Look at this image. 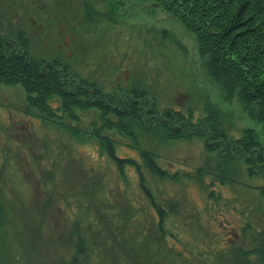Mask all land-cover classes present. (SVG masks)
<instances>
[{"label":"rangeland","instance_id":"rangeland-1","mask_svg":"<svg viewBox=\"0 0 264 264\" xmlns=\"http://www.w3.org/2000/svg\"><path fill=\"white\" fill-rule=\"evenodd\" d=\"M59 3L62 11L57 10ZM6 12L0 7L1 22L7 19ZM56 12H59V20L55 19L54 49L62 51L64 60L81 75L95 78L106 90L118 81L123 87H130L128 81H132L136 87L147 88L156 96L160 110L172 107L186 115L192 114L193 121L205 115L204 107L209 101L218 111L229 138L239 137L244 127L251 126L264 140L262 124L249 117L237 97L231 101L225 99L219 88L208 80L193 33L155 1L54 0L53 14ZM15 24L13 21L11 30L18 25ZM30 26L28 23L27 28ZM26 34L40 51L52 53V48L41 47L29 34V29ZM118 95H121L118 101L110 103L114 112L106 114L112 119L118 116L119 127H107L113 120L108 123L104 113L95 107L76 109L79 119L66 117V120L82 131L84 135L79 136L64 124L43 122L38 113L28 107L22 86L0 84V254L5 245L16 261L13 264H67L60 249L53 251L58 235H67V230L73 228L68 220L76 215L93 218L92 224L90 219L83 220V227L98 230L102 215L93 203L101 206L103 199L113 201L116 211L122 210L125 197L133 207L140 209V216H143V208L142 221L140 218L130 220L139 227L137 236L150 232L152 238H156L155 223L159 215L140 188L138 174L128 168L126 177L121 176L98 139L86 135L91 134L90 129L110 134L120 155L138 158V151L123 135L131 130L139 134L141 143L146 140L150 149L159 153L161 165L180 175L189 174L182 176L177 184L160 183L157 189L153 177H148L157 199L166 206L169 198L165 196L177 192L187 220L193 219V225H188L182 213L168 216L166 241L174 252H182V256L171 255V258H175L177 264H235L229 256L240 244L244 248L252 247L249 243L253 235L258 238L256 234L264 229V208L254 209L258 203L254 200L258 192L256 185H264V175L259 171L263 173L264 168L260 169V163L257 167L249 166L244 158L236 156L238 153L230 154L235 147L233 140L225 139V143L229 142L227 146L219 144L221 147L216 150L207 151V139L197 135L191 139L164 137V125L158 120L153 122L145 111L144 102L138 103L137 112L124 114L119 100L124 101L126 93ZM57 104L53 102L54 106ZM149 123L153 126L147 128ZM165 123L183 124L182 121ZM121 128L124 129L121 131ZM235 149L240 150L238 146ZM222 161L230 162L229 170L237 181L215 188L224 195L216 205L206 197L195 176L201 167L216 166L219 162L222 165ZM248 167L250 172L258 174H249ZM212 177L204 176L208 182ZM85 180L92 185H83ZM49 195L53 197L51 203ZM234 197H237L236 202L231 200L230 205L226 204ZM262 201L264 203V198ZM44 212H48L49 217L44 218ZM247 219L256 228L253 234L244 227ZM169 232H173V236ZM48 237L53 239L50 248L44 244ZM2 258L0 255V264H5Z\"/></svg>","mask_w":264,"mask_h":264},{"label":"trees","instance_id":"trees-1","mask_svg":"<svg viewBox=\"0 0 264 264\" xmlns=\"http://www.w3.org/2000/svg\"><path fill=\"white\" fill-rule=\"evenodd\" d=\"M153 1L193 33L199 54L203 58L208 80L219 88L225 99L231 101L234 96L237 97L249 117L262 124L264 133V0ZM58 16L59 14L56 13L53 15L54 27L57 24L55 19L59 20ZM12 22L13 19L6 22L0 20V84L22 86L26 93L28 107L35 110L43 122L54 121L64 124L81 136L84 135L81 134L82 131L74 128L66 117L70 120H77L79 115L76 109L86 110L95 107L104 113L108 123L113 120L114 123H109L107 127H119L120 124L117 123L119 117L112 119L106 112L113 111L114 108L110 103L118 101V97L121 96L118 93L124 92L126 93L125 100H119L123 108L122 113L132 115L139 109L138 103L144 102L145 111L152 116L153 122L158 120L164 125V132H162L164 137L191 139L197 135L207 139L205 141L207 151L216 150L219 144L227 146L233 140L235 147L230 154L238 153L236 156L244 158L249 166L257 167L260 163V169L264 168V140L256 128L244 127L239 137L229 138L230 135L218 111L209 101L204 107L205 115L193 121L192 114L186 115L172 107H164L160 110L156 96L151 94L147 88L136 87L132 81H128L130 87L127 85L123 87L118 81L106 90L105 85L95 78L81 75L69 61L64 60L61 56L62 51L54 49L55 31L52 41L48 44L38 42L41 43V47L48 50L52 48V53L49 55L36 48L30 41V36L25 32L19 33L17 28L11 30ZM4 29L6 32H3ZM54 101L58 102L56 106L53 105ZM161 117L164 120L160 119ZM166 121H182L183 124L173 126L166 124ZM150 126L153 125L151 123L146 125L147 128ZM123 129L121 128V131ZM83 132L87 131L83 129ZM89 133L91 134L86 135H93L102 144V150L106 151L107 158L116 164L121 176L126 177L128 168L134 169L138 174L140 188L159 215V220L155 223L156 238H152L150 232L140 237L137 236L139 227L130 220L145 218L143 208L141 212L143 216H140V209L133 207L132 202L129 203L125 197L122 199L124 202L122 210L116 211L113 201L103 199L101 206L95 201L93 203L95 210L102 215L99 229L94 231L92 227H83V220L90 219L91 224L95 220L76 215L72 218L73 220H68L73 228L69 229L70 231L67 230V235L65 233L62 236L58 235L53 251L57 252L60 249L63 254L61 256L67 264H177L175 258L171 257L182 252L181 250L174 252L168 245L165 238V222L168 216L169 218L171 215L176 216L178 212L182 213L183 220L188 225H193V219L187 220L188 217L184 213V207H181L177 192H169L165 196L169 198L166 199L168 201L166 206L157 199L156 193L149 185L148 177L149 175L153 177V184L157 189L160 183L163 185L177 184L182 181V176H189V174L184 172L180 175L179 172H171L161 165L162 158L159 153L152 151L146 140L144 144L141 143L139 134H133L131 130H127L123 135L128 138L131 147L138 151V158L120 155L110 134H101L96 129H90ZM225 139H229V142L225 143ZM237 146L241 151L235 149ZM222 163V165L219 162L216 166L201 167L202 169L195 176L206 197L216 205H219L224 195L222 191L215 188L222 185H233L237 181L229 170L230 162L222 161ZM247 172L258 174L250 170ZM259 173L264 175L261 170ZM208 174L213 176L209 182L204 178ZM79 178H75L74 181L78 182ZM87 183L90 185L92 182L83 181V185ZM255 189L258 192L254 194V200L258 203L257 206L254 205L256 207L254 209L255 211L263 210L264 185H256ZM44 191L46 192V189ZM53 193L50 195L52 196ZM50 195L48 201L51 203L53 197ZM231 200L236 202L237 197L230 198L226 204L230 205ZM46 213L48 214V212L43 214L44 218L49 217ZM244 227L250 229L251 234L256 231L248 219ZM91 234L94 236L92 237ZM169 234L173 236V232ZM256 235L258 238L253 235V241L249 243L253 244L252 247L244 248L240 244L229 259L235 264H264V229ZM49 237L44 242L45 247L52 245L53 239ZM154 239H157L156 244L152 242ZM0 255L5 264L16 262L5 245L2 246Z\"/></svg>","mask_w":264,"mask_h":264},{"label":"flooded vegetation","instance_id":"flooded-vegetation-1","mask_svg":"<svg viewBox=\"0 0 264 264\" xmlns=\"http://www.w3.org/2000/svg\"><path fill=\"white\" fill-rule=\"evenodd\" d=\"M61 6L62 4L59 3L57 7L58 11L63 10ZM0 7L5 8L7 11V20L13 19L17 24L21 20L23 21L18 25L15 24L19 33H27V29H29V34L37 41L45 42L46 44L52 41L54 35V0H0ZM58 13L56 12V14ZM23 23L24 26L22 25ZM28 23L31 26L34 25V28L31 26L27 28Z\"/></svg>","mask_w":264,"mask_h":264}]
</instances>
